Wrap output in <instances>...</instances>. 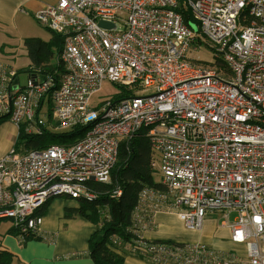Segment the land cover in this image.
Here are the masks:
<instances>
[{
  "label": "built area",
  "instance_id": "built-area-1",
  "mask_svg": "<svg viewBox=\"0 0 264 264\" xmlns=\"http://www.w3.org/2000/svg\"><path fill=\"white\" fill-rule=\"evenodd\" d=\"M33 16L62 38V68L43 75L0 62V117H9L16 138L25 134L0 158V220L21 240L36 236L50 199L96 200L91 184L110 182L121 142L144 138L165 190H141L134 223L172 194L168 208L186 228L200 229L207 213L220 211L244 252L137 239L131 253L264 264V0H58ZM202 42L225 70L190 62L187 51ZM104 81L131 94L91 107ZM76 126L85 128L71 143L43 138Z\"/></svg>",
  "mask_w": 264,
  "mask_h": 264
},
{
  "label": "crops",
  "instance_id": "crops-1",
  "mask_svg": "<svg viewBox=\"0 0 264 264\" xmlns=\"http://www.w3.org/2000/svg\"><path fill=\"white\" fill-rule=\"evenodd\" d=\"M58 0H0V29H16L18 23L27 17ZM47 41V40H46ZM2 50V47H1ZM2 52H4L2 50ZM5 53V52H4ZM7 54V53H6ZM11 67V61L0 60ZM9 131L5 138L14 143L16 127L7 120ZM7 135V136H6ZM12 144L7 141L0 158ZM56 197L48 201L41 209L43 216L41 231L36 236L27 235L23 240L10 226L0 233V253L10 254L11 264H95L88 254V239L96 225L77 213L78 202L73 199ZM56 202V211L53 206ZM61 202L64 206L60 205ZM70 202V204L68 203ZM52 205V206H51ZM63 207H69L71 218H61ZM168 208V207H167ZM165 204L160 203L158 210L143 217L139 224V233L144 239L151 241H171L204 243L217 250H237L244 252L243 246L230 240V232L226 220L218 221L209 215H222L220 211L207 213L200 229H188L174 211H167ZM65 216V215H64ZM73 216H78L74 218ZM147 220V221H146ZM1 223V222H0ZM31 237V238H30ZM123 254V264H181L171 260L154 262L143 259L129 249L119 251Z\"/></svg>",
  "mask_w": 264,
  "mask_h": 264
},
{
  "label": "trees",
  "instance_id": "trees-1",
  "mask_svg": "<svg viewBox=\"0 0 264 264\" xmlns=\"http://www.w3.org/2000/svg\"><path fill=\"white\" fill-rule=\"evenodd\" d=\"M184 15L186 21L188 15ZM23 44L29 59V66L23 70L35 69L43 75L54 71L55 75H58L62 68V62L58 59L62 48L60 35L51 32V37L47 41L39 37H27L23 40ZM200 47L208 49L212 53L208 44L202 42ZM54 55L57 56V62L52 63L51 59ZM212 56L214 60H206L205 63L218 70H225L223 62L213 53ZM130 94V89H122L112 100L116 101ZM84 128L76 126L67 131L53 133L52 136L58 140H55L56 143H71L81 136ZM24 137L25 134L19 131L15 138V145ZM28 147H37V140ZM152 155L153 150L144 138L135 137L128 141H122L117 161L110 172V182L91 184L92 188L98 192L97 199L91 202L76 200L79 204L77 213L96 225V229L88 239V254L95 264H123V254L119 251L131 250L132 243L137 239L147 243L163 242L139 238V224H135L132 218L134 210L138 206L140 191L143 188L165 190V187L155 181L153 177V170L156 168L152 165ZM115 189L121 190V194L117 198L113 195ZM99 206H107V214L103 217L98 212ZM115 238L120 239V243ZM11 259L10 254L0 253V264H11Z\"/></svg>",
  "mask_w": 264,
  "mask_h": 264
},
{
  "label": "rangeland",
  "instance_id": "rangeland-1",
  "mask_svg": "<svg viewBox=\"0 0 264 264\" xmlns=\"http://www.w3.org/2000/svg\"><path fill=\"white\" fill-rule=\"evenodd\" d=\"M27 37H39V38L46 41V40L50 39L51 32L48 29H46L44 26L40 25L34 17L33 18L27 17L25 19H22V21H20L18 23V27L16 29H9V30L0 29V60L1 61L2 60L11 61V65L13 66V68H15L16 70H19L21 72H23L24 68H27L29 66V59L26 55V50H25V47L23 44V40ZM1 47L5 53L2 52ZM212 53H213V51H212ZM212 53L210 50L205 49L203 47H199L196 49L190 48L187 51V56L189 57L190 62L196 64L197 66L207 67L208 65L205 63V61L206 60L207 61H213L214 60ZM56 57H57L56 55L53 56V58L51 59L52 63L57 62ZM19 78H20L21 83L25 82L26 74L21 73L19 75ZM119 89L120 88L117 85H115L109 81H104L102 83L99 91L92 96L91 101H90L91 107H96L97 103H99L103 99H113L115 97V95L117 94V92H119ZM120 90H122V89H120ZM7 120H9V117H7V116L0 117V153L5 149V145L7 144V141H9V143L12 144V146L15 144V141H14V143L13 142L11 143L10 140H7V138L4 137L5 134H7V132L9 131V127L7 126L8 125ZM16 133H18V129H16ZM43 138L46 141H50L51 143L58 141L54 137L52 138L50 135H45V137H43ZM59 143H61V142H59ZM18 146L20 147V145H18ZM10 148H8L6 150V153L10 150ZM157 160H158V154L153 151L152 165H154L156 170H157V167H156L157 166ZM153 162H154V164H153ZM156 170H153V172H154L153 177H154L155 181L159 182L160 177H161V173L158 170L157 171ZM165 192H167V190ZM54 198H56V197H54ZM54 198H52V199H54ZM64 198H66V197H62L61 199H64ZM169 198H170V200L168 202V205H169V203L174 201V197L172 194L169 195ZM52 199H50V200H52ZM78 202H79V200H78ZM54 203H55V205L53 206L54 207L53 211H56V202H54ZM59 203H60V205L64 206L61 202H59ZM68 203L70 204V202H68ZM168 205L166 206V208L168 207ZM99 207H101V206H99ZM69 209H70L69 207H63L62 208V210L64 211V214L61 218H64V219L71 218V216L69 215V214H71V211ZM102 209H104V207L98 208V210H102ZM167 211L174 212L176 210L174 207H172V208H167ZM209 216H211L212 218H214L218 221H221L222 219L225 220L223 214L220 217L217 214H212ZM73 217L76 218L78 216H73ZM233 217H234V214L231 215V219ZM0 222H1L0 223V233H2V229H5L11 225V221L8 219H2V220H0Z\"/></svg>",
  "mask_w": 264,
  "mask_h": 264
},
{
  "label": "water",
  "instance_id": "water-1",
  "mask_svg": "<svg viewBox=\"0 0 264 264\" xmlns=\"http://www.w3.org/2000/svg\"><path fill=\"white\" fill-rule=\"evenodd\" d=\"M99 24L102 25V26H105L106 25V23L105 22H102V21Z\"/></svg>",
  "mask_w": 264,
  "mask_h": 264
}]
</instances>
